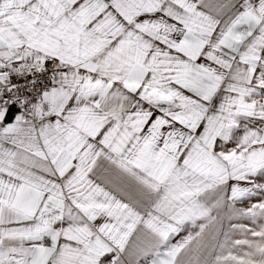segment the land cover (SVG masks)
<instances>
[{"label": "snow or ice", "instance_id": "snow-or-ice-1", "mask_svg": "<svg viewBox=\"0 0 264 264\" xmlns=\"http://www.w3.org/2000/svg\"><path fill=\"white\" fill-rule=\"evenodd\" d=\"M0 264H264V0H0Z\"/></svg>", "mask_w": 264, "mask_h": 264}, {"label": "crops", "instance_id": "crops-1", "mask_svg": "<svg viewBox=\"0 0 264 264\" xmlns=\"http://www.w3.org/2000/svg\"><path fill=\"white\" fill-rule=\"evenodd\" d=\"M237 206H242V205H237ZM228 221H225V225H227Z\"/></svg>", "mask_w": 264, "mask_h": 264}]
</instances>
